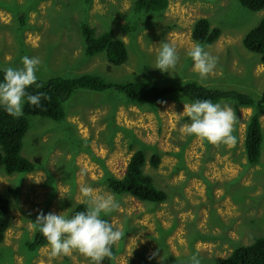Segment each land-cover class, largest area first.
<instances>
[{
    "label": "rangeland",
    "instance_id": "obj_1",
    "mask_svg": "<svg viewBox=\"0 0 264 264\" xmlns=\"http://www.w3.org/2000/svg\"><path fill=\"white\" fill-rule=\"evenodd\" d=\"M167 1L166 10L147 13L136 9L137 0H0V69L22 67L21 57L27 55L42 61L36 73L42 81L85 74L113 84L168 87L194 81L235 89L264 104V65L243 46L264 9L247 11L239 0ZM199 19L221 30L215 43L205 45L218 63L204 79L186 55ZM83 25L97 35L111 31L125 43L128 61L116 67L105 53L87 57ZM162 42L173 45L179 56L172 74L154 67ZM184 103L189 102L179 94L137 104L112 90H80L64 103L63 121L29 117L21 155L35 171L8 175L0 169V193L10 203L0 264H91L76 251L52 257L46 245L30 250L36 217L71 215L76 205H87L85 186L93 195L113 194L106 178H122L138 150L147 159L160 157L159 166L146 164L144 173L168 199L154 205L113 194L119 207L103 218L124 235L115 243L116 253L101 264H185L194 253L201 264H219L237 247L264 237V143L255 166L248 164L244 148L254 109L220 102L233 111L236 142L214 145L181 135V126L190 123ZM260 123L264 134V109Z\"/></svg>",
    "mask_w": 264,
    "mask_h": 264
},
{
    "label": "trees",
    "instance_id": "obj_2",
    "mask_svg": "<svg viewBox=\"0 0 264 264\" xmlns=\"http://www.w3.org/2000/svg\"><path fill=\"white\" fill-rule=\"evenodd\" d=\"M239 4L250 12H259L264 9V0H239ZM135 6L138 11L147 13L162 12L166 10L168 1L137 0ZM20 18L21 24L24 25V15ZM220 35L221 30L217 27L212 28L207 19H199L192 30L193 41L202 45L215 43ZM82 36L87 57L105 53L107 61L116 67L124 65L128 61L125 43L116 39L111 31L97 35L94 28L83 25ZM243 46L248 52L259 56L260 63L264 65V17L245 35ZM2 78L3 73L0 72V79ZM37 83L41 85L40 88L30 86L27 91L32 94L43 92L48 96L47 100L41 99L42 106L40 108L25 103L23 107L24 115L19 118H13L3 109H0V169H3L8 175L30 174L35 171V164L21 155L23 139L29 129L28 118L42 117L56 122L63 121L66 116L64 103L80 90L98 93L112 90L123 94L130 102L137 104L158 103L171 95L179 94L189 103L199 98L233 104V107L238 108H252L254 112L248 120L244 140L245 155L250 166L258 165L261 161L264 134L260 123V115L264 109V104L258 102L250 94L235 89L226 90L206 87L194 81L168 87H160L153 82L113 84L98 76L86 74L72 79L56 77L43 81L37 80ZM146 164H149L152 168H157L160 164V157L154 154L147 159L142 150L136 151L131 156L122 178L113 176L106 178L107 188L117 196L129 195L143 203L154 205L165 203L168 194L155 185L150 175L144 173ZM85 207V204L76 205L72 214L83 211ZM9 213L10 203L0 193V244L3 242L9 228L7 221ZM44 245H47V241L38 229L28 246L30 250L35 251ZM111 251L112 255L116 253L115 244L112 246ZM219 264H264V237L256 239L250 245L237 247Z\"/></svg>",
    "mask_w": 264,
    "mask_h": 264
},
{
    "label": "clouds",
    "instance_id": "obj_3",
    "mask_svg": "<svg viewBox=\"0 0 264 264\" xmlns=\"http://www.w3.org/2000/svg\"><path fill=\"white\" fill-rule=\"evenodd\" d=\"M192 61V69L201 79L211 75L216 69L218 57L205 50V45L193 43L186 52ZM179 60L175 47L168 42L160 43L155 65L162 73L172 74ZM22 67L0 69V109L13 118L24 115L23 107L40 108L41 99H48L43 92L29 93L30 86L40 88L36 73L40 71L42 61L38 57H21ZM190 123L182 125L181 135L195 136L210 144L223 143L233 145L236 138L232 135L234 114L232 109L211 99H194L184 103V111ZM81 192L88 198L83 211L72 215L49 212L39 214L35 224L47 241L50 255H69L76 251L89 258L91 264H101L104 258L112 257V246L124 235L118 228H113L103 216L116 210L119 205L113 194L93 195V189L82 187ZM155 255V253L153 254ZM185 264H201L198 253H194Z\"/></svg>",
    "mask_w": 264,
    "mask_h": 264
}]
</instances>
